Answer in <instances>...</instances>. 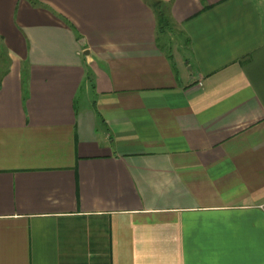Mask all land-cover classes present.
Segmentation results:
<instances>
[{"label":"crops","instance_id":"crops-1","mask_svg":"<svg viewBox=\"0 0 264 264\" xmlns=\"http://www.w3.org/2000/svg\"><path fill=\"white\" fill-rule=\"evenodd\" d=\"M0 264H264V0H0Z\"/></svg>","mask_w":264,"mask_h":264},{"label":"trees","instance_id":"trees-1","mask_svg":"<svg viewBox=\"0 0 264 264\" xmlns=\"http://www.w3.org/2000/svg\"><path fill=\"white\" fill-rule=\"evenodd\" d=\"M152 9L156 17L157 33L158 35L164 33L165 31L171 32L172 27H170L169 17H168V7L160 1H154L152 4Z\"/></svg>","mask_w":264,"mask_h":264},{"label":"rangeland","instance_id":"rangeland-1","mask_svg":"<svg viewBox=\"0 0 264 264\" xmlns=\"http://www.w3.org/2000/svg\"><path fill=\"white\" fill-rule=\"evenodd\" d=\"M174 33V34H173ZM175 33H176V31L175 30H173V31H171V32H169V31H165L164 33H162V34H160V36H159V38H160V42H168V43H172L171 44V46L172 45H175V43H176V40H175V38H174V35H175Z\"/></svg>","mask_w":264,"mask_h":264}]
</instances>
